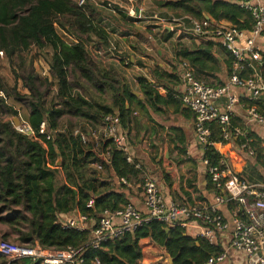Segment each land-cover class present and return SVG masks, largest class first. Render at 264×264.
<instances>
[{
	"label": "trees",
	"instance_id": "1",
	"mask_svg": "<svg viewBox=\"0 0 264 264\" xmlns=\"http://www.w3.org/2000/svg\"><path fill=\"white\" fill-rule=\"evenodd\" d=\"M157 3L177 15L204 19L205 14H209L215 20L230 21L241 29H250L253 25L251 15L230 1L160 0ZM100 14L101 9L89 0L82 5L78 0H0V53L3 52L12 62L15 60L19 69L17 78L30 92L22 94L13 89L10 93L0 82V107L12 117H20L19 111L7 103V98L13 97L16 102L27 105L29 114L25 121L35 131L33 135L21 133L15 128L13 120L0 118V222L16 234L18 242H13L16 244L31 247L39 244L47 250L70 246L83 248L82 264H95L96 259L100 264H141L143 250L140 241L145 238L168 252L172 264H203L209 258L220 255L222 247L189 235L187 229L180 225L171 226L159 220H150L135 232L94 248L88 245L89 230L67 229L57 222L60 217L76 212L99 219L104 209H118L130 202L127 193L109 189L108 186L101 191L105 189V184L98 177H90L87 172V167L94 162L103 161L119 178L124 177L129 182H145L143 169L129 163L126 153L103 135L106 115L118 112L121 126L128 130L133 123L135 102L139 107L146 103L155 112L172 102L180 108L183 106L172 91H168L166 97L162 96L146 77L140 78V89L145 96V101H142L115 74L97 65L87 42L92 35L108 42L106 30L96 22ZM58 21L59 26L74 37V41L68 42L61 37L56 26ZM47 44L53 49L49 59L50 71L58 80L57 100L49 107L44 100L49 80L42 79L32 63L24 58V53L32 46L44 48ZM209 49H183L177 57L190 61L195 67L193 72L197 80L220 86L223 84L221 81L215 83L210 80L214 64L220 62L208 52ZM232 61V57L227 59L228 69L232 67ZM261 70L264 80V63ZM82 80L86 86L81 83ZM77 87L82 88L84 93H75ZM84 90H94L101 96L108 94L111 102L89 99ZM65 116L83 118L95 129L101 128L102 131L97 132L98 145L93 141L84 145L79 137L74 136V129L69 127L60 130L61 119ZM43 121L53 132L50 141L38 134ZM81 129L88 135L85 125ZM178 139L184 142L183 133ZM100 151L109 152V163L100 157ZM223 155L234 171L241 173L247 163L245 156L226 144ZM59 156L62 161L57 166ZM205 157L212 164H219L221 154L215 148H208L205 149ZM258 163L264 167V149ZM121 186L127 187L125 184ZM142 191L145 197L144 188ZM92 198L95 206L91 208L87 204ZM10 236V233H4L0 241H9ZM0 264L36 263L29 257L11 261L0 253Z\"/></svg>",
	"mask_w": 264,
	"mask_h": 264
},
{
	"label": "built area",
	"instance_id": "2",
	"mask_svg": "<svg viewBox=\"0 0 264 264\" xmlns=\"http://www.w3.org/2000/svg\"><path fill=\"white\" fill-rule=\"evenodd\" d=\"M78 1L82 5L87 0ZM228 1L250 13L253 20L250 30L210 18L203 20L190 18L191 27L185 29L194 37L219 45L230 53L233 61L227 81L220 86H210L197 80L190 70L185 69L182 73L184 89L179 98L182 104L193 112L196 139L205 149L215 148L223 156V144L235 140L236 151L248 157H256L258 148H264V82L260 77L253 75L251 68L254 63L260 65L264 63V0ZM129 12L131 16L136 14L134 8ZM238 93H242L245 98L240 105L245 112L244 125L251 130L255 126L259 127L263 131L261 135H254L251 130H248L251 134L246 135L239 127L230 128L231 119L236 113L235 106L239 101ZM224 97L227 98V104L222 110L217 101ZM213 122H218L223 127V132L218 138L212 135ZM14 126L21 133L27 135L35 133L23 119ZM119 127L118 112L104 117L103 135L126 153L129 163H135L137 168H141V163L135 162L129 153L128 137ZM38 134L48 141L53 138V132L49 130L46 121L41 123ZM73 134L79 137L84 145H88L90 141L97 145L99 143L97 132H94L93 140L81 128L74 129ZM102 157H105L106 163L110 162L109 152L103 153ZM224 158L225 156L221 157L219 164L204 160L208 174L222 191L213 200L202 199L184 205L167 200L158 186L157 179L150 177L143 184L144 212L129 202L118 209H104L99 219L76 212L68 217H60L57 222L63 228L89 230L88 245L94 248H99L103 243L126 233L135 232L150 220H159L171 226L180 225L186 229L192 228L196 231V238L205 239L210 244H217L218 234L227 232L233 225L229 246L232 252L242 257V264H264V182H251L241 177ZM94 166L100 172L104 170L105 163L97 161ZM119 183L130 184L124 177L119 178ZM226 204L234 205L232 223L221 210ZM87 206L91 208L95 206L93 198L88 201ZM0 253L5 254L11 261L24 257L31 258L33 262L42 259L40 264H82L84 261L83 248L71 246L47 250L39 244L31 247L11 241H0ZM227 257L228 251L224 250L203 264H218ZM95 264H100V261L96 259Z\"/></svg>",
	"mask_w": 264,
	"mask_h": 264
},
{
	"label": "crops",
	"instance_id": "3",
	"mask_svg": "<svg viewBox=\"0 0 264 264\" xmlns=\"http://www.w3.org/2000/svg\"><path fill=\"white\" fill-rule=\"evenodd\" d=\"M106 1L108 2L107 4L109 5V7H112V5L114 4H118L119 7H121L122 5L121 9H118L119 17L123 20H127V22H130L131 18L127 15V12L130 15L129 11L132 8H134L136 11L135 16H132L134 17V19L143 17L144 19H148L145 23V26L143 27L147 30V32L145 33L146 35H149L151 37L156 34L158 35L157 30L159 28L156 26H161L166 32L164 39L161 41V44H155L156 48L152 53L153 56L144 55L145 51H143L142 54H136L133 52L135 46H137V44H139L140 46H144L146 37H141V39H139L136 38V33L134 32L121 31L119 28H116L115 24L112 23V21L104 17L102 9L100 8L101 14L96 22L106 30V37L108 42L105 43L103 40L99 39V41L93 46L94 56L98 58L99 65L101 67L112 72L115 71L119 75L118 77L123 81V83L127 84L131 88V90H133V93H136V95L142 101H145V96L140 89L141 77L148 78L162 96L166 97L168 95V91H172L174 93V96L176 98H179L181 92L184 89V80L182 78L183 71L185 69L190 70L193 75V71H195V67L191 65L188 59L180 60L177 57V54L183 49L194 51L199 48L210 47L208 52H211L217 58L218 62H220L218 64H214V70L212 72L213 76L210 77V80L215 83L221 81V83L223 84L227 81L231 68L228 69V64L226 63V61L227 59H229V57H232L231 55L229 56L230 53L219 45L205 41L204 39L194 37L190 32L185 30L186 28L191 27L190 18H197L189 15H177L166 9H163L157 3V1L160 0H134L133 2H129L127 0ZM149 3L153 4L154 6H150ZM122 8L127 12L122 10ZM149 8H151V11H147L149 10ZM109 11L111 10L109 9ZM144 12H150L153 14L148 17L143 15ZM116 15L118 16V14ZM207 15L211 20H215L209 14ZM153 18L155 20H152ZM127 22L125 21L123 22V24L126 25ZM133 22H136V20H134ZM219 22H228L229 24L234 25L227 20H220ZM151 30H153L154 33H152ZM113 42L119 44V52L121 54H124V56L121 58H125V54H131L132 59L130 61L131 65L129 67H120L117 66L116 63H113V61L115 60H113V57L111 55L112 50L110 49L111 45L114 44ZM147 49L150 50L152 48L148 47ZM184 62H186V65H184ZM126 64L129 63H125V65ZM115 67H117V69ZM149 67L152 68L151 71ZM261 67L262 65H260L259 63H254L251 70L253 75L258 76L263 80L261 76ZM149 71L150 73H148ZM154 78H156V80ZM161 81L164 82V85L160 84ZM169 82L173 83L172 86L169 85ZM238 95L239 101L235 106L236 113L231 119L230 128L234 129L235 127H239L246 135H250L251 132L248 130L251 129H247L244 125L245 112L240 106L245 101V98L242 93H238ZM217 104L222 110H224V106L227 104V98H221L217 101ZM182 105V108H184L185 111L182 110V108H180L177 103L172 102L168 106H165L163 110L156 112L163 114L165 113V115H167L166 119H173V121L169 125H166L164 122H161L157 117H155V115L153 114L154 110L148 107L146 103L143 104V107H139L137 102L134 103V109H137L134 114L140 115V121L139 123H135V125L132 123L131 126L134 127L133 129H135L136 126L139 131L142 132L143 143H140L139 147L143 150H135L130 144L129 131L124 130L121 124L119 128H121V132L126 134L128 137L129 153L133 156L135 162L140 163L136 159L143 158L142 162L145 165V167L143 168V165L141 164L143 173L144 169L149 172H155L157 175L155 177L158 181V186L163 192L165 198L167 200H174L177 203L184 205L192 204L202 199L213 200L217 195L221 194L222 191L217 188L216 183L212 180L211 176L207 172V166L204 163V160L208 158L205 157V148L201 144H199L196 139L194 128V114L190 110V108H188L184 104ZM83 125H85L86 131L88 132V135L90 134L89 136L92 140L94 139V132L99 133L102 131L101 128L96 127L97 129H95V126H93L89 121L83 122ZM137 125L140 126L138 127ZM211 129L213 137L218 138L223 132V127L218 122L211 123ZM163 131H165L169 135V140H167V138L164 141L161 140V135L164 133ZM251 131L254 135H261L263 133V131L257 126L253 127ZM181 133H183L184 135L183 143L178 139V136L181 135ZM144 137H146V139H149V141ZM148 142L151 145V148H144L143 145H146ZM185 144H188V149H185ZM225 144L228 145L229 148L234 149L235 151L237 150L235 148V144H237L235 140L226 141L223 144V147ZM263 149L264 148L262 147L258 148V155L256 157H248L238 151L237 152L245 156L247 160V163L244 167H246L248 163H251L255 168H257V170L264 171V167L260 163H258V157L261 153V150ZM149 151H151V153L152 151H154L155 153L157 152V158L154 162L152 161L151 153ZM161 153L163 155H161ZM180 155L186 156V160L182 161L180 159ZM192 155H196V157ZM224 156L225 155L222 156L221 154V157ZM224 159L228 164H230L226 157ZM244 167L242 168L241 173H236L241 177L251 181L247 176L243 175L242 172ZM106 168L108 176L106 177V173H104V176L100 178L99 181L106 184L107 186L111 185L110 187L108 186L109 189L113 187L112 184L117 185L118 187L115 186L112 189L127 193L130 202L134 203L141 211L144 212L145 197L144 192L142 191L143 188H139L140 184L136 181H128L130 184L127 185L126 188H122V184L119 183V177L112 171V169H110L109 166ZM261 182H264V180ZM106 189L107 187L105 186V189H101V191H105ZM218 191H220V193H218ZM221 210L228 221L232 223L234 205H223ZM233 229L234 226L231 225V228L227 232L220 233L217 236V245H220L223 251H228V257L223 262L218 264H242L243 262L242 257L232 252V250L229 248ZM187 232L189 235L195 237L196 231H194V229L187 228ZM140 245L143 250V258L141 260V264H145L148 260L150 262H160L159 260L162 259L163 255L164 257H166L165 261L169 263V258L165 254L163 248L159 247L149 238L141 240ZM144 245L146 246L144 247ZM146 248L151 250L150 253L152 256L150 259L145 257ZM160 253L162 256L159 255Z\"/></svg>",
	"mask_w": 264,
	"mask_h": 264
},
{
	"label": "rangeland",
	"instance_id": "4",
	"mask_svg": "<svg viewBox=\"0 0 264 264\" xmlns=\"http://www.w3.org/2000/svg\"><path fill=\"white\" fill-rule=\"evenodd\" d=\"M90 2H92L94 5H97L99 7V9L101 8L104 17L109 19L110 21H112V23L115 24L116 28H119L121 31L134 32V33H136V35H135L136 38H139V39H141V37H146V40L144 41L145 42L144 46H140L139 44H137V46H135V49L133 50L134 53L142 54V52L145 51L144 55L153 56L152 53L154 52V49L156 48V45L157 44H161V41L164 39V37L166 35L165 30L161 26H156V27L159 28L157 30L158 31V35L157 34L153 35L152 33H154V31L151 30V32H152L151 34L153 35L151 37V36L145 34L147 32V30L145 28H143L145 26V23H146V21L148 19H146V18L144 19V17L143 18H139V19H134V17L130 16L128 14V12L125 9L122 8V10L126 11L127 15L129 17H131L130 18V22H127V20H123L122 18L119 17V10L118 9H121L122 5H121V7H119L118 4H114V5H112V7H109V5L107 4L108 2L106 0H95V1L94 0H90ZM149 5L150 6H154L151 3H149ZM109 9L112 12L109 11ZM147 11H151V8H149V10H147ZM116 14H118V16ZM152 14L153 13H150V12H147V13L144 12L143 15L149 17ZM154 18L152 20L156 19V18L155 19ZM134 20H136V22H133ZM125 21L127 22L126 25L123 24V22H125ZM147 25H149V24H147ZM56 26H57L58 33L61 35V37L63 39H65L68 42L74 41V37L71 36L68 31L64 30L63 28H61L59 26V21H58V23H56ZM138 29H140V30H138ZM98 41H99V38L96 35H92L90 40L87 42V48L91 52L92 56L94 57V60H96V63H98L97 65H99V62H98V58L96 56H94V48H93V46ZM156 41H157V43H156ZM113 43L114 44H112L111 47H110V49L112 50V54L111 55L113 57V60H115V61H113V63H116V65L120 66V67H122V66L123 67H129L131 65L130 61L132 59L131 54H125L126 55L125 58H121V57L124 56V54L123 53L121 54L119 52V47H118L119 44L118 43L116 44L115 42H113ZM148 47H150L152 49L149 50V49H147ZM52 53H53V49L48 44L44 48H38L36 46H32L30 48V50H28V51H26L24 53V58L26 59V61L28 63H32V65H33L35 71L38 73V75L42 79H48L49 80V86L45 90V96H44V100H45V103H46L47 107L51 106L54 102H56L57 94H58V80L55 79L52 76V73L50 71V65H49V59H51ZM125 63H129V64L125 65ZM101 68H103V67H101ZM115 68L117 69V67H115ZM151 69L152 68H150V71H151ZM150 71L148 73H150ZM18 72H19V69H18V67L16 65L15 60L13 62L10 61L6 57V55L2 54V52H1L0 53V82H1V85L6 90H9L10 93L12 92L13 89H16L18 92H20L22 94L30 93L29 90L26 87H24L23 81L21 79L17 78V76H18L17 73ZM112 73L115 74L117 77L119 76L115 71L112 72ZM154 79L156 80V78H154ZM120 81L123 83V81L121 79H120ZM81 83H83L86 86L84 80H82ZM160 84L164 85V82L161 81ZM172 84H173L172 82H169V85L172 86ZM4 93L7 96V93L5 91H4ZM75 93H84V92H83L82 88L77 87V89L75 90ZM85 93L89 96V99H95L97 101H101V102H105V103H110L111 102L110 95H108V94L101 96L100 94H98L94 90H91V91H88V92L85 91ZM7 103L10 106L14 107L16 110L19 111V113L21 115L20 117H18L19 119L25 120V117H27L28 114H29V108H28L27 105H24V104H21L19 102H16L13 99V97H8L7 98ZM136 110L137 109H133V111H132V121H133L134 125H135V123H139V121H140V115H135L134 114V112H136ZM153 114L155 115V117L158 118V120H160L161 122H164L166 125H169L173 121L172 118L166 119L167 115H165V113L164 114L163 113H156V112L153 111ZM0 118H3L5 120L6 119H11V120L14 121L15 117H12V116L6 114L4 112V110L0 107ZM85 121L86 120L83 119V118L82 119H74V118H71L69 116H65V117H63L61 119L60 130L61 129L63 130L65 128H67V127L71 128V129L81 128L82 125H83V122H85ZM137 126L139 127L140 125H137ZM133 128L134 127L131 126V128L128 129L129 138H130V144L132 145V147L135 150L136 149H139V151L143 150L142 148L139 147L140 143H143V141H142V136H143L142 132H140L139 129L136 126H135V129H133ZM163 132L164 133L161 135V140L164 141V140H166V138H167V140H169L170 139L168 137L169 135L165 131H163ZM144 138L146 139V137H144ZM145 139H143V140H145ZM146 140L149 141V139H146ZM143 147L144 148L145 147L151 148V145L148 142L146 145H143ZM184 147H185V149H188V144H185ZM149 152L151 153V151H149ZM103 153H105V152H101L100 151L99 155L102 157ZM161 155H163V154L161 153ZM106 156L108 157V155H106ZM192 156L196 157V155H192ZM105 157H102V158L105 159ZM151 158H152V161L154 162L156 160V158H157V152L155 153L154 151H152ZM180 159L182 161H185L186 160V156L180 155ZM136 160L139 161L143 165L142 166L143 168L145 167L144 163L142 162L143 158H138ZM94 163L87 167L88 175L90 177H98L100 179V178H102L104 176V173H106V177H107L108 176L107 168H106V167H108V166H106L107 164H105V168H104V170H106V171L99 172L96 169V167L94 166ZM242 173H243L244 176H247L251 181H254V182H261V181L264 180V178H263L264 177V171L263 170H261V171L257 170V168H255L251 163H248V165L246 167H244ZM144 174H145L144 181L147 178H150V177L156 178L155 176H157L155 172H149V171H147L145 169H144ZM137 183L140 184L139 188L142 189V186H143L142 181L141 182H137ZM105 186H107V185L105 184ZM108 186L110 187L111 185H108ZM112 186L115 187L117 185H115V184L113 185L112 184ZM113 187H111V189ZM68 216H70V214L67 215L66 217H68ZM4 233H10L11 234V236L8 238L9 241L18 242L17 241V236H16V234L12 233L11 228L8 225L3 224V223L0 222V239L2 238ZM145 246L146 245H144V247ZM145 251H146L145 257L150 259L151 256H152L151 253H150L151 250L146 248ZM159 255H161V253ZM165 259H166V257H164V255H163L162 259L159 260L160 262H150L148 260L145 264H169V263H167L165 261Z\"/></svg>",
	"mask_w": 264,
	"mask_h": 264
},
{
	"label": "water",
	"instance_id": "5",
	"mask_svg": "<svg viewBox=\"0 0 264 264\" xmlns=\"http://www.w3.org/2000/svg\"><path fill=\"white\" fill-rule=\"evenodd\" d=\"M205 18L209 19L210 17L206 14ZM136 94V93H135ZM20 123V119L18 117L14 118V124L18 125ZM61 156H59V159L57 161V166L61 165ZM165 254L167 255V257L169 258V263L172 264V258L170 257L169 253L165 251ZM42 261V259H38L35 263L39 264Z\"/></svg>",
	"mask_w": 264,
	"mask_h": 264
}]
</instances>
